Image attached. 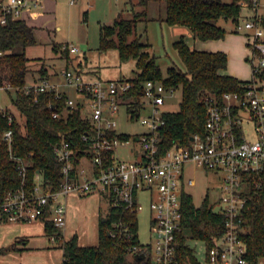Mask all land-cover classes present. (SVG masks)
Returning a JSON list of instances; mask_svg holds the SVG:
<instances>
[{
  "label": "built area",
  "instance_id": "obj_1",
  "mask_svg": "<svg viewBox=\"0 0 264 264\" xmlns=\"http://www.w3.org/2000/svg\"><path fill=\"white\" fill-rule=\"evenodd\" d=\"M240 5L248 12L235 28L245 35L252 77L243 91L225 92L221 101L212 94L202 96L206 106L205 132L193 134L186 146L166 148L162 144L160 127L167 111L162 106L175 89L161 82L146 81L135 98V84L129 78L88 79L82 70L65 66L60 69L61 80L43 77L31 79L21 87L0 86L15 94L31 95L35 101L43 93L54 91V98L64 103L62 111L52 107L53 117L66 116L79 107L91 124L90 130L81 136L88 147L80 155L66 140L53 144L62 178L60 187L52 190L39 171L34 174V182L29 181L31 153L22 155L14 147L13 126L23 123V117L14 105L16 112L0 106V118L6 119L8 125L2 136L20 178L15 187L0 195L2 217L6 221H33L48 218L49 213L53 225L62 230L69 193L97 192L106 198L109 208L136 215L143 208L139 197L146 194L149 224L155 234L154 245L145 244L152 252L151 264H180L177 237L182 228V194L188 192L186 184H196L191 177L185 179V169L192 164L218 175L219 198L214 208L219 207L225 220L224 232L208 249L206 263L248 264L241 237L242 213L248 185L260 188L264 174V88L258 82L264 69V0H241ZM39 7L37 0H0V23H6L8 18H25L27 12ZM61 47L70 53L80 51L79 46L70 42ZM135 102L140 103L138 110L128 109ZM121 107L127 120L140 118L142 131L126 133L116 129L115 115ZM146 108L149 113L140 116ZM120 148H127L134 158L124 159ZM85 158L90 166H86ZM110 233L133 237L129 223L120 219L112 222ZM50 239L54 242L56 236L50 235ZM146 248L132 245L129 250L138 254Z\"/></svg>",
  "mask_w": 264,
  "mask_h": 264
},
{
  "label": "trees",
  "instance_id": "obj_2",
  "mask_svg": "<svg viewBox=\"0 0 264 264\" xmlns=\"http://www.w3.org/2000/svg\"><path fill=\"white\" fill-rule=\"evenodd\" d=\"M151 1L164 2V20L169 25L187 26L199 40L225 37L227 30L219 24L220 18L231 19L234 23L233 31L239 32L235 28L236 24L248 11L243 13L241 0H137L136 8L132 6L130 18L118 17L111 24L100 25V50L116 48L120 60L135 59L136 72L129 78L135 84V98L139 97V91L148 80L180 90L179 109L164 112L160 135L166 148L172 145L186 146L193 134L205 132L206 106L202 96L212 94L221 101L225 92L243 91L247 80L223 72L228 62L224 51L196 49L188 45L183 37L174 41L173 46L185 69L169 66L164 74L156 62V56L144 49L145 44L140 42L137 36L129 39L135 33L136 24L148 19L147 7ZM36 43L34 27L27 19L8 18L6 23H0V86L21 87L31 79L50 78L57 73L55 69H48L43 62L38 67L30 62L26 49ZM61 45L62 43H54L52 50L60 53L67 62L66 67H70V64L73 65V59L69 50L62 49ZM76 67L78 71L81 70V61ZM259 77L264 78V69ZM11 100L23 117V123H15L13 126L14 147L22 155L28 156L31 153L29 181L34 182V174L39 171L52 190L58 189L62 178L61 164L56 159L53 144L66 140L80 155L88 147L81 136L90 130V121L82 115L79 107L66 116L53 117L52 107L62 111L64 103L54 98V91L43 93L37 101L33 100L31 95L17 92ZM139 105V102H135L128 109L134 107L138 110ZM7 127L6 119L0 118V195L20 181L2 136ZM261 182L258 189L251 183L248 185V199L242 213L241 237L246 246L245 257L248 264H257L260 258L264 257V174ZM214 206L215 202L209 201L207 197L200 205H196L190 193L182 194V228L177 237L180 264H203L196 257L194 248L188 244L189 239L204 242L206 262L208 249L214 240L223 234L224 215L220 211L215 212ZM119 219L129 223L130 232L133 233L131 239L124 234L110 233L112 222ZM44 222L45 232L48 235L54 234L56 240L62 241V264H151V249L138 239L136 214L109 208L105 221H100L96 245L80 244L76 234L63 239L62 230L55 227L49 218H45ZM18 242L20 241L16 240L11 246L1 248L0 252L21 250L22 247L17 246ZM132 245H137L140 249L143 246L147 248L133 254L129 250Z\"/></svg>",
  "mask_w": 264,
  "mask_h": 264
},
{
  "label": "rangeland",
  "instance_id": "obj_3",
  "mask_svg": "<svg viewBox=\"0 0 264 264\" xmlns=\"http://www.w3.org/2000/svg\"><path fill=\"white\" fill-rule=\"evenodd\" d=\"M40 7L38 15L28 20L34 27L37 43L28 46L26 56L30 62L38 67L45 63L48 69L58 71L65 67L67 62L60 53L52 50L54 43L70 42L79 46L81 51L71 52L73 59L71 68L81 61L83 76L88 79L101 78L104 80L130 78L136 72L135 59L120 60L118 50L110 48L106 51L100 50V25L111 24L115 18H130L132 6L135 7L137 0H37ZM231 2L232 0H222ZM248 9L243 10L246 13ZM147 20L136 24L135 33L129 39L137 36L140 42L145 44L144 49L156 56V62L164 74L169 66H175L181 70L185 69L173 42L183 37L188 45L198 46V38L184 25H169L165 20V3L151 1L147 7ZM233 36L227 42L231 45L233 55L230 65L235 70L237 77L249 80L252 77L251 63L247 58L249 48L243 42V33L234 32V23L231 19L220 18L218 20ZM245 38V37H244ZM246 39V38H245ZM246 41V40H245ZM197 48V47H196ZM243 49V50H242ZM86 71H90L85 73ZM259 85L264 88V78L258 77ZM72 95L76 94L71 91ZM15 93L0 89V106L8 107L13 112L15 107L12 98ZM181 99L180 90H175L166 96L162 109L175 111L179 109ZM149 113V109L140 111V116ZM117 119L116 129L120 132L142 131L144 126L140 118L126 119L124 108L121 107L115 115ZM124 159L131 160L133 155L127 148H120ZM86 166L90 162L85 158ZM193 178L196 182L193 186L186 184V190L193 196L194 203L200 205L205 197L211 202L219 198V179L212 171L200 167L188 165L185 169V179ZM74 195V196H73ZM73 198V201L71 199ZM139 201L143 208L137 212L138 239L141 243H155L154 229L149 224L150 212L148 197L142 194ZM66 225L62 229L63 239H68L76 234L78 242L82 245H96L98 243V231L100 221L105 218L109 205L106 198L97 192L78 195L69 193L66 197ZM47 217L50 215L47 213ZM45 219L33 221H6L0 213V249L11 246L16 240L21 250H9L0 252V264H62L63 253L60 246L61 240L51 241L50 235L45 232ZM29 241H25L26 235ZM27 237V236H26ZM44 241V249L39 248L37 241ZM25 241V243H24ZM39 242V241H38ZM188 244L194 248L199 261L205 262V244L201 240L189 239ZM257 264H264V257Z\"/></svg>",
  "mask_w": 264,
  "mask_h": 264
},
{
  "label": "crops",
  "instance_id": "obj_4",
  "mask_svg": "<svg viewBox=\"0 0 264 264\" xmlns=\"http://www.w3.org/2000/svg\"><path fill=\"white\" fill-rule=\"evenodd\" d=\"M39 11H40V9L33 10L31 13L27 12L25 14V18L28 21L30 18H32V16L38 15ZM231 36H233L232 33H226L225 37L221 38V39H209V40H199L198 39L199 40L198 41V46H196L197 48L196 47L195 48L199 49V50H206V51H217V50L224 51L227 54L228 62H227V68L225 70H223V72H225L227 74H230V75H233V76H236L235 70H232L233 68L230 65V59H231V56L233 55V50H232L231 45H229L228 42H227L228 38H230ZM243 36L245 37V35H243ZM244 37H243V42L240 45L241 48L244 47V43L246 44V41H245L246 39ZM61 43H64V42H61ZM55 71H57V73L55 75H53L52 78L55 79V80H58V79L61 80L62 78H61L60 70L58 71L57 69H55ZM87 72H90V71H86L85 73H87ZM71 201H73V198L71 199ZM43 226L45 228V222H44ZM31 235L32 234L26 235L27 237L25 236V238H26L25 241H29V236H31ZM38 241H37L38 244H36V245H38L39 248H42V249L45 250L44 241H42L41 239H38ZM62 253H63V250H62Z\"/></svg>",
  "mask_w": 264,
  "mask_h": 264
},
{
  "label": "water",
  "instance_id": "obj_5",
  "mask_svg": "<svg viewBox=\"0 0 264 264\" xmlns=\"http://www.w3.org/2000/svg\"><path fill=\"white\" fill-rule=\"evenodd\" d=\"M218 210H219V207H215V208H214V211H215V212H217ZM102 221H105V218H103ZM142 256H143V254L140 255V257H142Z\"/></svg>",
  "mask_w": 264,
  "mask_h": 264
}]
</instances>
